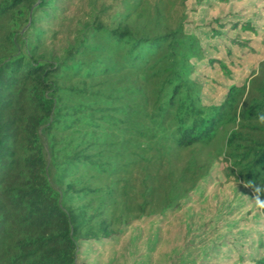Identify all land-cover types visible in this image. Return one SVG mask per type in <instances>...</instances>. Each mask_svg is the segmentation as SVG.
<instances>
[{"label": "trees", "instance_id": "16d2710c", "mask_svg": "<svg viewBox=\"0 0 264 264\" xmlns=\"http://www.w3.org/2000/svg\"><path fill=\"white\" fill-rule=\"evenodd\" d=\"M71 1L0 0V264H84L83 243L182 211L216 164L252 198L264 184V101L241 110L236 132L237 87L204 99L198 72H231L189 32L188 0H90V21L56 55ZM214 25L254 32L215 21L211 42L224 36ZM226 38L227 55L247 43Z\"/></svg>", "mask_w": 264, "mask_h": 264}, {"label": "rangeland", "instance_id": "374dc122", "mask_svg": "<svg viewBox=\"0 0 264 264\" xmlns=\"http://www.w3.org/2000/svg\"><path fill=\"white\" fill-rule=\"evenodd\" d=\"M90 0H72L64 6L65 21L55 28L61 38L52 49L61 55L67 39L90 21ZM187 28L206 47L212 59H224L231 76L222 73L218 65L207 72L199 71L197 79L204 85V99L222 103L227 92L237 87L228 110L230 130L240 132V112L248 104L264 101V0H188ZM215 21L249 23L254 32L221 30L224 36L210 40V28ZM240 36L246 45L233 44L231 55L223 46L230 47L226 37ZM220 50L212 52L209 46ZM231 111V112H230ZM236 113V118L234 119ZM259 112L253 124L259 121ZM248 131L243 136L249 137ZM264 218L253 198L237 184L219 174L218 164L210 177L202 182L194 197L184 202V209L167 215L164 220L142 219L132 223L122 236L108 243H83L80 261L84 264H238V255L257 259L264 253Z\"/></svg>", "mask_w": 264, "mask_h": 264}, {"label": "clouds", "instance_id": "9594fccd", "mask_svg": "<svg viewBox=\"0 0 264 264\" xmlns=\"http://www.w3.org/2000/svg\"><path fill=\"white\" fill-rule=\"evenodd\" d=\"M258 119L259 121L264 122V113L259 114ZM253 191V201L255 202L256 206L261 209H264V184H257L253 188Z\"/></svg>", "mask_w": 264, "mask_h": 264}]
</instances>
